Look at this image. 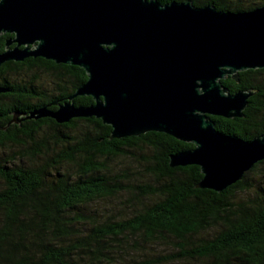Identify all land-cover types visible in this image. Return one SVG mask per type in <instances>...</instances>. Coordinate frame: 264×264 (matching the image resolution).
<instances>
[{
    "label": "trees",
    "instance_id": "16d2710c",
    "mask_svg": "<svg viewBox=\"0 0 264 264\" xmlns=\"http://www.w3.org/2000/svg\"><path fill=\"white\" fill-rule=\"evenodd\" d=\"M157 1L224 12L264 6V0ZM10 37L0 36V53ZM85 80L76 66L42 59L0 66V264H264V160L214 192L196 187L198 166L169 165L193 145L166 134L110 139L111 128L94 117L63 124L28 118L43 107L55 111ZM222 84L229 93L253 95L243 117H211L215 130L244 140L260 136L264 69L240 72L238 82L227 76ZM71 102L93 103L90 97ZM114 159L134 160L151 181L115 173L108 166ZM114 200L116 214L87 213ZM151 246L166 251L153 253Z\"/></svg>",
    "mask_w": 264,
    "mask_h": 264
},
{
    "label": "water",
    "instance_id": "95a60500",
    "mask_svg": "<svg viewBox=\"0 0 264 264\" xmlns=\"http://www.w3.org/2000/svg\"><path fill=\"white\" fill-rule=\"evenodd\" d=\"M3 34L12 38L0 66L41 58L86 75L67 102L29 119L94 117L111 128L110 139L166 134L193 145L169 165L198 166L196 187L214 192L264 160V132L249 140L228 136L210 118L243 117L253 92L229 93L222 80L264 69V6L224 12L191 1L0 0ZM76 97L93 103L75 107Z\"/></svg>",
    "mask_w": 264,
    "mask_h": 264
},
{
    "label": "rangeland",
    "instance_id": "374dc122",
    "mask_svg": "<svg viewBox=\"0 0 264 264\" xmlns=\"http://www.w3.org/2000/svg\"><path fill=\"white\" fill-rule=\"evenodd\" d=\"M5 153L10 155L11 152H8V151L6 152L5 151L3 153V155ZM23 163L25 164L26 162L23 161ZM108 166L115 173L116 172H122L124 170L130 171L131 174H135L136 173V176L134 178V179H136L135 182H139L138 180H141V179L143 180V182H148V180L151 181V179H152V178L147 177V176H141V175H143L142 166H140L134 160L131 161V160H124V159H114V160H112V162L109 163ZM262 179L264 181V177ZM118 203H119V200L107 201L105 203L104 202H99V203H96V205H91L87 209V213L94 212V213H97V215H101L103 217H105L106 215H109V214H116L120 210L119 209L120 205H118ZM94 213H92V214H94ZM157 247L158 246H151L149 248L152 250L153 253H158V254L165 253L166 250L164 251L161 248H157Z\"/></svg>",
    "mask_w": 264,
    "mask_h": 264
},
{
    "label": "flooded vegetation",
    "instance_id": "af4514ba",
    "mask_svg": "<svg viewBox=\"0 0 264 264\" xmlns=\"http://www.w3.org/2000/svg\"><path fill=\"white\" fill-rule=\"evenodd\" d=\"M3 35H6V34H3ZM8 35V34H7ZM1 36V35H0ZM12 36V35H11ZM10 38H12V37H10ZM9 39V38H8ZM14 45H11L10 46V48H12ZM4 50V47H3V49H2V51ZM28 59H41V58H28ZM42 60H44V59H42ZM47 61V60H46ZM23 62V61H22ZM48 62H51V61H48ZM51 63H53V62H51ZM57 65V64H56ZM59 65V64H58ZM85 77H86V75H85ZM86 81V80H85ZM211 118V117H210ZM220 118H222V117H220ZM214 128H215V125H214Z\"/></svg>",
    "mask_w": 264,
    "mask_h": 264
}]
</instances>
